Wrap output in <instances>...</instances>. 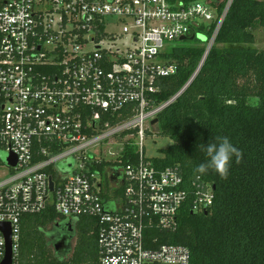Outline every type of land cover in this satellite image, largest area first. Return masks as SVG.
Masks as SVG:
<instances>
[{
	"label": "built area",
	"instance_id": "1",
	"mask_svg": "<svg viewBox=\"0 0 264 264\" xmlns=\"http://www.w3.org/2000/svg\"><path fill=\"white\" fill-rule=\"evenodd\" d=\"M231 2L218 14L204 0H0V223L11 227L12 264L23 217L49 205L96 220L100 264L192 263L189 247L150 233L177 229L186 206L206 212L214 188L157 166L144 142L199 72L158 103L162 78L178 70L166 53L215 23L210 49ZM128 147L136 160L124 163ZM107 165L108 176L122 171L109 185ZM5 254L0 229V264Z\"/></svg>",
	"mask_w": 264,
	"mask_h": 264
},
{
	"label": "trees",
	"instance_id": "2",
	"mask_svg": "<svg viewBox=\"0 0 264 264\" xmlns=\"http://www.w3.org/2000/svg\"><path fill=\"white\" fill-rule=\"evenodd\" d=\"M204 1L218 14L230 2ZM214 27L210 23L201 28L207 42ZM258 27L264 28V0H232L198 74L158 117V133L172 143L161 150V157L152 158L154 163L177 167L186 180L200 177L214 188V204L206 212L192 214L186 206L177 229L150 233L156 244L189 247L191 264H264V49L255 47ZM195 39V44L179 43L166 53L178 70L162 78L158 103L178 93L199 68L207 46L203 37ZM222 136L229 137L242 159H233L227 179L212 169L199 173L198 166L208 159L201 146ZM129 147L124 163L130 156L136 160ZM95 223L89 217H64L52 205L25 215L18 264H100ZM68 225L77 242L61 254L54 250L52 238L56 229Z\"/></svg>",
	"mask_w": 264,
	"mask_h": 264
},
{
	"label": "clouds",
	"instance_id": "3",
	"mask_svg": "<svg viewBox=\"0 0 264 264\" xmlns=\"http://www.w3.org/2000/svg\"><path fill=\"white\" fill-rule=\"evenodd\" d=\"M201 148L208 158L206 163L198 166L197 171L202 174L212 169L221 178L227 179L233 159L235 158L237 163L242 159L241 151L227 136L217 137L215 142L202 145Z\"/></svg>",
	"mask_w": 264,
	"mask_h": 264
},
{
	"label": "rangeland",
	"instance_id": "4",
	"mask_svg": "<svg viewBox=\"0 0 264 264\" xmlns=\"http://www.w3.org/2000/svg\"><path fill=\"white\" fill-rule=\"evenodd\" d=\"M254 33H255V36H256V43H255V47L259 48V49H264V28H261V27H258L254 30ZM203 37V39H202ZM198 39H202V41L206 44V46L209 45V41L207 42V39L205 38L204 39V36L200 33L197 35ZM195 44L197 43L196 39H185V40H179L175 43L172 44V46L174 45H177V44ZM172 143L171 139L168 138V137H164L163 135H161L160 133H158L157 131V124H156V130L154 133H152L151 135H149L144 144H145V154H146V157L148 158H155V157H161L162 156V152L161 150L164 149V148H167L170 144ZM109 158H113L112 156H109L107 155ZM109 165H107L105 168H104V177L105 176H108L106 174V172H108V167ZM106 182H107V185L110 184V181L107 179V177L105 178ZM108 189V192L107 194L109 195H112L114 194V191H113V188H107ZM72 242V246H74L77 242V238H73V240L71 241ZM68 255V254H66ZM26 264V263H24Z\"/></svg>",
	"mask_w": 264,
	"mask_h": 264
},
{
	"label": "water",
	"instance_id": "5",
	"mask_svg": "<svg viewBox=\"0 0 264 264\" xmlns=\"http://www.w3.org/2000/svg\"><path fill=\"white\" fill-rule=\"evenodd\" d=\"M191 39H194L195 38V35H192L190 37ZM186 37L183 36L181 37V40H185ZM209 50L208 49L206 52H205V55L203 57V60L199 66V70L201 69L208 53H209ZM159 122V118H155L153 121H152V124H157ZM8 163L10 165H15L16 164V160L13 158V157H10L8 158ZM54 188V181H53V178L50 177V189L53 190ZM0 229L3 231L5 237H6V254H5V257L2 261L1 264H12L13 263V250H12V231H11V227L8 223H0ZM65 239H62L60 240L58 243H56L55 245V250L56 251H60L61 249V246H63V243H65Z\"/></svg>",
	"mask_w": 264,
	"mask_h": 264
},
{
	"label": "flooded vegetation",
	"instance_id": "6",
	"mask_svg": "<svg viewBox=\"0 0 264 264\" xmlns=\"http://www.w3.org/2000/svg\"><path fill=\"white\" fill-rule=\"evenodd\" d=\"M122 175V171L119 170L117 172V174L115 175H111V176H107V179L110 181V182H116L119 179V177ZM72 233V227L71 225H68V227L65 229V226L59 228V229H56L55 230V234L53 235V247H54V250H55V245L56 243H58L60 240L62 239H65V243H63V246H61V249L60 251H56L58 253H64L65 251H67L69 248H72V240H73V236H70V234Z\"/></svg>",
	"mask_w": 264,
	"mask_h": 264
}]
</instances>
